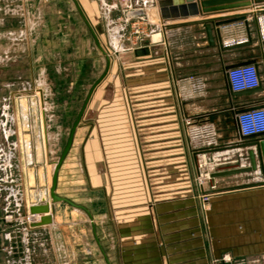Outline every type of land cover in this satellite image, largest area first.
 Wrapping results in <instances>:
<instances>
[{
	"label": "rangeland",
	"instance_id": "374dc122",
	"mask_svg": "<svg viewBox=\"0 0 264 264\" xmlns=\"http://www.w3.org/2000/svg\"><path fill=\"white\" fill-rule=\"evenodd\" d=\"M119 1L0 0V264H143L137 256L153 252L155 263L164 264L168 244L203 229L205 180L200 183L191 159L186 174L173 168L177 199H162L170 192L165 181L151 188L136 184L133 137L120 139V113L133 115L138 20L125 13L133 0ZM91 30L110 64L85 106L56 184V194L84 206L89 218L82 208L52 203L49 187L70 128L106 67ZM18 92L34 95L36 122L30 109L28 116L19 111ZM127 125L132 130L131 119ZM162 167L156 177L165 180ZM150 190L158 202L149 201ZM42 203L53 221L37 228L25 216Z\"/></svg>",
	"mask_w": 264,
	"mask_h": 264
},
{
	"label": "crops",
	"instance_id": "0c3cea01",
	"mask_svg": "<svg viewBox=\"0 0 264 264\" xmlns=\"http://www.w3.org/2000/svg\"><path fill=\"white\" fill-rule=\"evenodd\" d=\"M133 2L132 8L143 9L135 18L144 33L132 47L133 115L120 113V139L126 142L132 133L136 184L151 188L165 181L170 192L162 199L172 201L177 199L171 191L173 168L186 174L191 159L197 170L201 164L211 174L201 189V194H208L203 229L197 228L196 237L168 244L164 264H264V181L259 164L254 170L212 175L250 165L248 150L255 151L253 145H239L244 139L232 109L259 104L264 108V3L208 13H201L198 5L197 15L163 23L157 0ZM238 14L245 18L214 25ZM206 24L212 26V42ZM141 47L148 52L136 54ZM246 60H255L260 89L233 94L227 70ZM28 92L17 93L18 107L19 98L34 96ZM28 105L30 109V101ZM120 107H125L124 101ZM130 119L132 130L127 125ZM162 165L168 173L165 180L156 177ZM150 193L149 201L158 202ZM156 207L151 208L157 213ZM151 254L137 257L140 263L156 264V252Z\"/></svg>",
	"mask_w": 264,
	"mask_h": 264
},
{
	"label": "water",
	"instance_id": "95a60500",
	"mask_svg": "<svg viewBox=\"0 0 264 264\" xmlns=\"http://www.w3.org/2000/svg\"><path fill=\"white\" fill-rule=\"evenodd\" d=\"M199 1H200L199 4H197V2H195V0H157L158 7H159V13H160V19L162 20L163 23H165L168 21L192 17V16L197 15L199 13L198 5H200V7H202L201 13H208L210 11H215V10L244 9V8L250 7L252 4L261 5L262 3H264V0H226V1L199 0ZM74 2L76 4L78 12L82 16V18L84 19L86 24L89 25L86 18L84 17V15L82 13L80 7L76 3V1H74ZM223 5H228V6H223ZM126 14L128 16H140L143 14V9L142 8H135V9L129 10ZM244 18H245L244 14H241V15L238 14V15H235L232 17L217 20L214 23V25L220 26V25L227 24L230 22L239 21V20H242ZM205 30H206V35H207L208 40L210 42H212V37H213L212 26L210 24H206ZM91 32H92V35L94 37V41H95L97 48L100 50V52L106 58V67H105V70L103 71V73L97 78V80L90 87V89H89V91L85 97V100L82 104V107L79 110L77 117H76L75 121L73 122V124L70 128L66 143L62 149V152H61L58 160L55 163L53 173H52V178H51V185L49 187V197L51 198L52 203L66 202L71 206H74L77 208H82L83 210L86 211L89 218H91V214L84 206H82L80 204H76L73 201H71L70 199L56 194V184H57V177H58L59 168H60L66 154L68 153V151L72 145L74 133H75V130L78 126V123L81 119V116L83 114L85 106H86L95 86L105 76V74L108 70L109 64H110L108 54L106 53V51L101 46V44H100L97 36L93 32V30H91ZM147 52H148L147 47H141V48L135 49L136 54H142V53H147ZM246 63H255V60L242 61V62L238 63L237 65H242V64H246ZM259 87L260 86L258 85L257 87L252 88V89L242 90V91H234L233 94H242V93L253 92V91L259 90L260 89ZM260 107H262V105H260V104L259 105H250V106H239V107L232 109V114L234 117H236V115L238 113H241L243 111L250 110V109L260 108ZM235 121H236V118H235ZM242 139H244V141L241 144H239L240 146H243V145L244 146H246V145L255 146V151L252 149L248 150V157L250 160V165L243 167V168H237V169H233V170L217 172V173H214L212 175H223V174L236 173V172H241V171H249L251 169L254 170L257 168V163H258L261 170H262L263 181H264V132L259 133V134L249 135V136H243ZM29 211L32 214L33 213H39L41 215L39 220H36V221L31 223V226H41V225L49 224L53 221L52 215L48 213L49 207L46 203L32 205V206H30Z\"/></svg>",
	"mask_w": 264,
	"mask_h": 264
},
{
	"label": "built area",
	"instance_id": "2783aa9c",
	"mask_svg": "<svg viewBox=\"0 0 264 264\" xmlns=\"http://www.w3.org/2000/svg\"><path fill=\"white\" fill-rule=\"evenodd\" d=\"M131 0H120V4L130 3ZM134 32L139 35L143 34V28L139 21L134 22ZM227 79L229 87L232 91H242L255 88L259 85V72L254 63H246L237 65L227 70ZM237 127L242 136H249L264 132V108H255L243 111L236 115ZM198 176L200 183L206 178L211 177L209 171L202 170V165L198 164ZM201 201L205 203L208 201V194H201ZM34 215L26 214L25 220L28 223L36 221Z\"/></svg>",
	"mask_w": 264,
	"mask_h": 264
},
{
	"label": "bare ground",
	"instance_id": "6f19581e",
	"mask_svg": "<svg viewBox=\"0 0 264 264\" xmlns=\"http://www.w3.org/2000/svg\"><path fill=\"white\" fill-rule=\"evenodd\" d=\"M29 101H30V111H31V114H32L31 116H32L34 122H36L37 119H36V115H35V112H34V110H35L34 109V106H35V97L34 96H32L30 98H27L25 96L19 98L18 99L19 111L22 112L23 115L28 116V107H29L28 102ZM34 124H36V123H34ZM28 135H27V137L29 138L30 134H28ZM26 142L28 143L29 141L26 139ZM41 168H42V165H40V167L36 170L37 173H39V175L42 174ZM32 169H33L32 166H29L28 171L32 172ZM30 182H31V184H34V176L32 174H30Z\"/></svg>",
	"mask_w": 264,
	"mask_h": 264
},
{
	"label": "flooded vegetation",
	"instance_id": "af4514ba",
	"mask_svg": "<svg viewBox=\"0 0 264 264\" xmlns=\"http://www.w3.org/2000/svg\"><path fill=\"white\" fill-rule=\"evenodd\" d=\"M132 9H134V8H132ZM132 9H129V10H132ZM129 10H127L125 13H127ZM135 17V16H134Z\"/></svg>",
	"mask_w": 264,
	"mask_h": 264
}]
</instances>
